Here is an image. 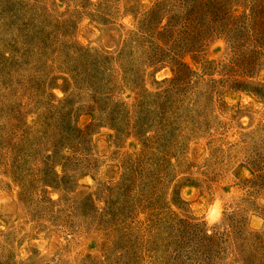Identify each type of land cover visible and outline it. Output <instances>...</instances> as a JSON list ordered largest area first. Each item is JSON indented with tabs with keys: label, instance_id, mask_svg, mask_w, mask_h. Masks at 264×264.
Instances as JSON below:
<instances>
[{
	"label": "rangeland",
	"instance_id": "1",
	"mask_svg": "<svg viewBox=\"0 0 264 264\" xmlns=\"http://www.w3.org/2000/svg\"><path fill=\"white\" fill-rule=\"evenodd\" d=\"M0 264H264V0H0Z\"/></svg>",
	"mask_w": 264,
	"mask_h": 264
}]
</instances>
